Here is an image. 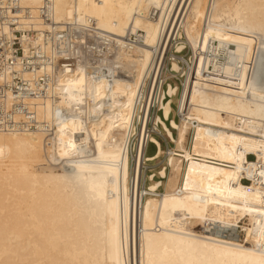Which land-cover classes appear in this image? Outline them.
Masks as SVG:
<instances>
[{"label": "bare ground", "instance_id": "bare-ground-1", "mask_svg": "<svg viewBox=\"0 0 264 264\" xmlns=\"http://www.w3.org/2000/svg\"><path fill=\"white\" fill-rule=\"evenodd\" d=\"M23 3L34 16L30 26L55 33L62 49L78 52L83 43L92 54L60 60L52 98L24 99L50 134L0 130V264H252L264 229V59L251 70L246 52L253 44L264 53L261 0ZM180 35L176 54L186 42L192 57L171 54L170 70L182 79L160 87L161 114L152 119L173 147L145 175L143 192L142 161L164 154L145 133L148 111ZM52 44L43 45L50 56ZM64 50L58 56L70 58ZM227 227L242 238L220 232Z\"/></svg>", "mask_w": 264, "mask_h": 264}, {"label": "built area", "instance_id": "built-area-1", "mask_svg": "<svg viewBox=\"0 0 264 264\" xmlns=\"http://www.w3.org/2000/svg\"><path fill=\"white\" fill-rule=\"evenodd\" d=\"M23 1L0 0V130L42 129L50 134V127L45 125V122L37 120L34 109L26 106L24 99L34 97L42 101L47 97L52 98V90L58 83L59 74L63 72L60 60H67L66 62L72 63L74 55L86 57L87 59L92 54V49L88 45L85 47L83 43H80L76 44L80 48L78 52L72 51V47L69 49L63 48L70 58L59 57L58 54L63 49L55 44V40L58 38L57 35L49 29L41 30L30 26L35 23L34 16H32L31 9L24 5ZM45 2L48 5L50 0H45ZM37 17L40 18V22L42 20L52 22L48 18L49 16L37 15ZM78 34L80 33L78 32ZM64 35L66 34L61 32V36ZM65 37L72 39L71 35ZM87 40L91 41L88 38ZM49 42L53 43L51 56L43 51V45ZM70 46L74 45L71 44ZM165 56L167 57V52ZM82 61L86 64L84 60ZM171 74L164 67L159 72L146 124L145 133L150 135L155 132L154 128H149V126H153L150 124L151 118L159 111L161 114L158 102L160 87L166 77L171 78ZM147 82L146 90L149 88L150 78L147 79ZM10 98L11 101H9ZM6 101H8V104ZM18 112L21 115L16 118L15 114ZM140 123L141 121L137 117L135 125H138L139 129ZM146 146L147 144L145 149ZM144 163L145 160L142 161L141 165L142 173L148 168L144 166Z\"/></svg>", "mask_w": 264, "mask_h": 264}, {"label": "rangeland", "instance_id": "rangeland-1", "mask_svg": "<svg viewBox=\"0 0 264 264\" xmlns=\"http://www.w3.org/2000/svg\"><path fill=\"white\" fill-rule=\"evenodd\" d=\"M193 15H194V12H193V10L189 13V20L188 21H186V22H190L191 20H192V18H193ZM222 17H223V23L224 24H228V22H232L231 20H232V18L230 17V10H229V8L227 7V6H224V10L222 11ZM185 41V39H184V37H183V35L181 36L180 35V37L178 38H176V41H172V44L169 46V48H168V50H167V57H166V61H164V66L163 67H165L164 69L166 70V71H170L172 74H171V78H168V77H166L165 78V80H163V82H162V86H161V89H162V91H165L166 89H167V83L170 81V83L171 84H175V83H178L179 85H180V79H182L181 77H180V74H179V72H176V71H172V70H170V61L172 60V56H171V53H174V54H176L175 53V49H176V43H179V42H181V41ZM184 48L179 52V54L177 53L176 54V56H179L180 58H179V60L181 59V58H183L184 60H187V61H190V59H191V57H192V52H191V50H190V48L188 47V45H187V43L186 42H184ZM172 46V47H171ZM258 47V48H257ZM256 48H257V50H256ZM254 50H255V52H254ZM258 50H259V52H258ZM257 52L259 53V54H257ZM246 53H249V55L251 56V58H249L250 60V62H249V68H251V70H255V71H257L259 68H260V66H261V64H263V59H264V53H261V50H260V46H254L253 44H249V46H248V49H247V52ZM255 56H257V59L256 58H254L253 56L254 55ZM253 55V56H252ZM259 55V56H258ZM191 56V57H190ZM239 56H243V54H239ZM253 61H252V60ZM256 60V61H255ZM262 61V62H261ZM259 62V63H258ZM251 63V64H250ZM167 64V65H166ZM253 64V65H252ZM258 66H257V65ZM252 66H253V68H252ZM255 66V67H254ZM167 67V68H166ZM249 71H251L250 69H248ZM168 71V72H169ZM249 71H248V73H249ZM176 80H178V81H176ZM148 85V82L146 83V85H145V87ZM177 95H178V92H177ZM176 103L175 102H173L172 103V107L174 108V109H176V105H175ZM157 114H160V111L157 113ZM155 116V115H154ZM170 117H171V114H170ZM153 118V117H152ZM152 118H151V123L150 124H152ZM174 118L177 120L178 119V115H175L174 116ZM149 128H154L155 129V127L154 126H152V127H150L149 126ZM138 129H139V126L137 125H135V134L132 136V139H130V141H129V158H130V161H131V163H130V165H129V177H130V175H132V172H133V166H134V161L131 159L132 158V156L134 155V150H135V144H136V139H137V133H138ZM174 133V136L176 135V131H173ZM191 134V133H190ZM190 134H189V139H188V142H187V146L189 145V140H190ZM152 135L154 136V137H156L158 140H159V142H160V144H161V147H162V149H163V151H164V154H162L159 158H158V160L159 161H157L156 159H154V160H145V163H144V166H146V167H148L146 170H144V172H143V177H142V181H141V183H140V191H143L144 192V190H142V188L144 189V186L148 183V180L145 178V175H148V174H150V172L152 171V170H157V168H158V166H160V164H161V162L165 159V157H166V154H167V152H168V148H172L173 147V143H171L169 140H168V138L165 136V134L163 133V131L161 130V128H160V126L159 125H157V129H155V132L154 133H152ZM150 145V146H149ZM148 146H149V148H148ZM155 148V146L152 144V143H147V146H146V154H152L153 153V149ZM247 158H252L251 156H247ZM154 163H153V162ZM157 161V162H156ZM133 163V164H132ZM184 164V163H183ZM130 169H131V171H130ZM154 178L156 179L157 178V176H154ZM159 191H162V188L160 187L159 188ZM196 229H200V228H196ZM226 230V231H225ZM221 233H228L233 239H235V240H240L241 238H242V232H240V231H238L236 228H234V227H227V228H223L221 231H220Z\"/></svg>", "mask_w": 264, "mask_h": 264}, {"label": "snow or ice", "instance_id": "snow-or-ice-1", "mask_svg": "<svg viewBox=\"0 0 264 264\" xmlns=\"http://www.w3.org/2000/svg\"><path fill=\"white\" fill-rule=\"evenodd\" d=\"M260 7L264 10V0H261ZM256 243L259 245V256L252 261V264H264V229H261L260 236L257 238ZM232 247V246H229ZM224 255L233 253L225 252ZM179 264H220L219 261L207 260V261H181Z\"/></svg>", "mask_w": 264, "mask_h": 264}]
</instances>
